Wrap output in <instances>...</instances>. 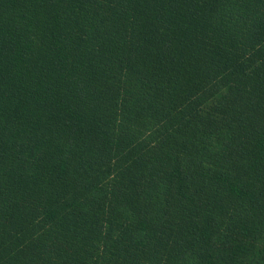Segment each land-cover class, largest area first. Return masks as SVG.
<instances>
[{
  "label": "trees",
  "instance_id": "obj_1",
  "mask_svg": "<svg viewBox=\"0 0 264 264\" xmlns=\"http://www.w3.org/2000/svg\"><path fill=\"white\" fill-rule=\"evenodd\" d=\"M0 264H264V0H0Z\"/></svg>",
  "mask_w": 264,
  "mask_h": 264
}]
</instances>
